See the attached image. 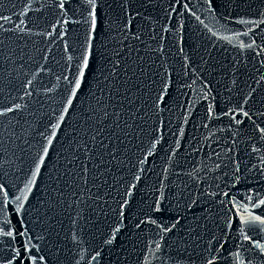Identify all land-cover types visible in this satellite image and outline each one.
Instances as JSON below:
<instances>
[{
  "label": "water",
  "instance_id": "obj_1",
  "mask_svg": "<svg viewBox=\"0 0 264 264\" xmlns=\"http://www.w3.org/2000/svg\"><path fill=\"white\" fill-rule=\"evenodd\" d=\"M92 9L0 0V110L21 105L0 116V198L31 264H264V0H95L94 32ZM22 243L0 237V264Z\"/></svg>",
  "mask_w": 264,
  "mask_h": 264
},
{
  "label": "snow or ice",
  "instance_id": "obj_2",
  "mask_svg": "<svg viewBox=\"0 0 264 264\" xmlns=\"http://www.w3.org/2000/svg\"><path fill=\"white\" fill-rule=\"evenodd\" d=\"M88 2L90 4L93 5V9L90 11L89 16L91 18V25H90V29L91 31H95V27H96V17H95V10H94V5H95V0H88ZM211 2V0H210ZM64 4H65V0H57V7L60 9L64 8ZM10 17H5V16H0V21H7L10 20ZM65 23H67L68 21L65 20ZM25 24L24 20H21L19 23L14 25V28L16 30H20L23 31V28L21 27L22 25ZM0 30H5L4 29V24L0 23ZM29 32H31V29H28ZM48 35H51V33H48ZM252 45L249 44L248 47H251ZM90 57H91V52L89 48H85L83 50V55L80 57L79 60V66L76 69V72L73 76H65L64 79L68 82L69 86H70V91H69V95L68 98L65 100V107L63 109V113H67L69 107L73 104V99L76 97L77 93L79 90H81L84 87V77L86 75H88L89 72V63H90ZM70 59V57H69ZM21 67H23V65H21ZM41 70H43V67H41ZM34 79H29L26 82H23L21 85H19V87H22L24 89V96H31L32 92L29 91V89L33 88L34 85ZM59 79V77L57 78ZM167 85L165 86V89H162V91H166ZM48 91H51V89H48ZM161 99V97H158V100ZM21 109V105L20 104H15L14 106H9L6 107L2 110H0V116H3L9 112H14V111H18ZM209 112L211 113V108H209ZM61 114L59 117V121L53 125V129L59 128L60 126V122H62L64 120V114ZM243 116L247 117L249 114L247 112H243L242 111ZM238 124L242 123V121L238 120L236 121ZM262 132H264V129L261 130ZM56 135V131L53 130L52 132H50L48 134V136L46 137V145L43 147L42 149V153L40 154V156L38 157V159L35 162V167H34V172L32 175V180L29 182V185H26L25 187L28 189V191H31V187L30 185L32 183H35V179L38 176V174L40 173V169H41V165L44 164L45 161V157H47L48 152H49V145L52 144L53 142V138ZM95 138V137H94ZM0 192L6 193V190L4 189L3 185L0 184ZM27 199V197H21V196H16L15 200L18 202L17 207L13 210L17 213H19L20 209H22L24 207L22 200ZM261 204H264V201H260ZM9 201L6 197L4 198H0V237H6L9 238L10 240H15V237L18 235L21 238V241L23 242L21 244L20 247L15 246V244L10 245L11 249H12V255L7 258V260L5 262H3V264H15V261L17 259L20 260L21 264H24L25 259H29V264H31V262L33 260H36V257H31V248L28 246L31 243V238L30 236L27 235V229L26 226L23 225V221H22V217H20V222H21V231L19 233H17L15 231L14 225L10 224V220L8 219H4V213L6 208L8 207ZM157 211H159L160 209L157 208ZM11 215V213H9V216ZM255 220L260 221L261 223H264V220H261V218L259 216L254 217ZM247 238V237H246ZM21 247L23 249L24 252V256H21ZM41 260H43V257H40Z\"/></svg>",
  "mask_w": 264,
  "mask_h": 264
}]
</instances>
